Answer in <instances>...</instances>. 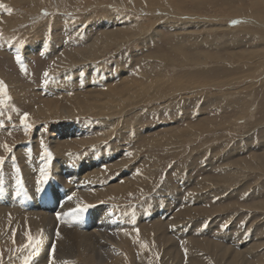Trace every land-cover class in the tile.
I'll return each mask as SVG.
<instances>
[{
	"label": "rangeland",
	"instance_id": "374dc122",
	"mask_svg": "<svg viewBox=\"0 0 264 264\" xmlns=\"http://www.w3.org/2000/svg\"><path fill=\"white\" fill-rule=\"evenodd\" d=\"M9 1H0L3 14L13 22L5 32L8 42L4 40L1 48L5 52L0 55V205L19 211H0V264H31V255L37 254L33 245L38 239L32 230L20 226L19 215L28 217L27 212H35L33 202L39 208L47 207L56 191L63 196L53 177L57 154L64 148H54L53 134L60 129L72 132V128L81 130L79 140L84 141L77 142L81 148H73V161L64 156L68 164L84 166L91 157L112 160L110 155H126L125 149L131 154L124 164L119 161L122 158L113 157L111 163L116 165L95 184L108 185L143 167L157 180L153 178L154 184L148 185L152 191L144 195L136 191L122 199L113 211L119 221L130 218L134 223L143 211L147 229L161 227L171 232L180 247L186 246L192 228L191 244H203L197 257L191 252L188 257L212 259L209 264H220L217 260L237 264L232 251L238 249L252 264H264V256L249 247L253 240L264 251V74L256 69L257 61L254 64L251 55L264 52V46L251 48L257 39L245 42L247 38L236 29L241 20L229 23L236 30H225L226 19L245 17L248 6L201 0L206 8L196 11L190 0L178 6L179 0H165L159 11L165 20L171 15L165 10L205 20L185 30L196 33L193 38L182 36L186 32L174 30L172 21L162 16L133 13L144 10L133 7V0H46L36 12L26 10L30 2ZM142 29H155L153 39L141 41ZM192 43L195 49L186 52L188 58L196 59L191 65L171 53L178 44ZM36 45L38 51L28 59L19 52V48ZM165 59L177 63L172 62V67ZM90 69L97 70L90 73ZM192 71L196 78L191 77ZM136 78L148 86H159L149 89L150 95L156 93L153 100L131 107L132 95L122 92L120 84ZM14 84L21 87L13 91ZM74 96L83 102L77 105ZM122 105L127 112L119 113ZM64 109L72 112L65 114ZM107 117L113 125L101 129L100 122ZM22 160L35 167L32 185L26 183ZM176 207L191 212L179 229L154 225L168 221ZM167 208L171 213L163 215ZM215 243L219 245L217 255L208 249ZM181 253L185 254L183 249ZM148 254L153 264L163 262L151 245Z\"/></svg>",
	"mask_w": 264,
	"mask_h": 264
},
{
	"label": "bare ground",
	"instance_id": "6f19581e",
	"mask_svg": "<svg viewBox=\"0 0 264 264\" xmlns=\"http://www.w3.org/2000/svg\"><path fill=\"white\" fill-rule=\"evenodd\" d=\"M0 1L2 2V4L4 2H10L9 0H0ZM12 1L15 2L16 4L17 2H19V0H12ZM20 1L26 3L30 2V5L26 8V10L35 11V12L41 10L43 8V5L47 2L46 0H20ZM211 1L213 3H218L221 0H211ZM222 2L223 3L243 2L248 6V14L245 17L242 18L240 16H236L226 19L225 30L227 31L236 30V29L240 30L247 38L245 39V42L247 43L250 41H256L257 39L258 42L256 43V45L255 44L252 45L251 48H255L256 46H260V45L264 46V0H222ZM183 3H186V0H179L177 2V6L183 5ZM189 3L196 11L205 10L206 8L205 2L201 0H190ZM2 4L0 5V13H1L0 36L4 37V39L0 41V55H4L3 53L5 52L3 51L5 49L2 50L1 48L3 45L5 46L4 40L8 42V39H5L6 38L5 32L10 30L13 25V22L11 21L12 19H10L7 15L3 14L2 7L4 5ZM131 4L133 5V7H141L142 9H144L143 11L141 10L140 12H138L137 10L133 11V13L135 14L140 13L142 15L146 13V15L147 14L150 15L151 18H157L159 16H162L164 17V21H169V22L172 21L170 23L174 26L173 27L174 30L185 31L189 27L190 28L197 27L199 25H203L205 22V20L196 18V16H193L188 13L174 15V13L167 10L165 11L169 13V15L170 14L171 15H170V20L169 19L165 20V14H161V12H159L160 10L163 11V8H161V6H163V4L165 5V0H133L131 1ZM240 11H238L237 13H239ZM241 12H245V10ZM124 18L126 20H132L131 18H134V16L131 17L124 16ZM236 19L241 20V24L238 26V28L231 29L229 23ZM158 25L160 24H157V26ZM147 30L148 29H142L139 31L142 33L141 41L143 40V42L152 40L153 37L155 36V29H150L148 31ZM185 32L186 33L182 36H192L194 38V35L196 34L192 31L191 32L185 31ZM10 35H12V33ZM168 42H171V40L169 39L167 43ZM41 45L42 44H40L38 50L42 49ZM177 46L179 47L177 51L173 49L171 53L175 55L180 62H185L187 60L188 64L191 65L190 62L196 59L193 60L188 58L186 56L187 55L186 52L189 49L194 50L195 45L192 43V45L190 46L184 44H178ZM37 47L38 46L36 45L29 47L27 49L19 48V52L22 54L24 58L28 59L34 53V51L36 52L38 51ZM251 55L254 58L252 59L253 62L255 60L257 61V65L254 62L256 69H260L261 74L262 73L264 74V52H253ZM5 57L8 58L10 56H5ZM161 58H163L164 61L165 56L160 57V59ZM167 60H168L167 65H171L172 67H174V64L172 62L177 63V61H175L174 59H170V60L165 59V61ZM92 67L96 68V66H92ZM96 70L91 71L90 69V73ZM192 72L193 73L191 77L196 78V73L194 71ZM196 81L197 80H194V82ZM228 82H232V81L229 80ZM148 84H149L148 82L142 83L137 78L132 83H129L128 81L127 82L123 81L120 84L123 85L120 88L122 89V92H127L132 95L131 107L135 105H141L142 103H145L146 101L149 100H153V96L156 93L153 92L150 95L149 89L150 87L156 88L154 86H159V85L154 83L148 86ZM14 85L15 87L13 88V91H15L14 89H17L18 86L21 87V85H17V86L16 84ZM222 85H226V83H222ZM257 90L259 91V89ZM104 93L107 94L108 91L104 90ZM120 94L122 95L123 93ZM73 98L77 105L83 102L82 99L78 96L77 97L74 96ZM125 104L127 105L128 103L126 102ZM84 111L87 110L85 109ZM106 111L111 112L109 113L110 115L114 114L112 112V109H107ZM118 111L119 113L127 112L126 108L123 105L122 108L119 109ZM71 112L72 111L64 109L65 114H69ZM100 115H105V114L100 113ZM109 119L110 118L107 117L106 118L107 121L100 122V125L102 126L101 129H104V127H111L113 125L112 123L109 122ZM80 135H81V130H77L73 128H72V132L69 131L63 132L60 129V130H56L53 134V140L54 143L56 144L54 148L57 145L59 148L60 147L64 148L63 152L57 154L59 155V159L56 160L54 164V177H53L54 182L57 183V185H61L60 190L63 196H61V194H57L56 191L54 192V197L56 200L51 197V200L47 201L48 204L47 207L39 208L37 207V204L33 202L32 209H34L35 212L32 211L27 212L30 214V216L28 217H25L24 215L25 213L23 214L24 216H22L21 214L19 215L20 216L19 221L21 223L20 226L25 228L26 230H32L34 239L35 238L36 240L38 239L37 242H35L36 244L33 245L35 246L37 254L36 255L33 254L35 256H32L30 254L32 258L34 257L31 264H153V261H150L148 256L149 245L152 246V249L158 250L160 254L159 256L162 255L160 248L163 247L164 254L161 256L163 258V262L161 264H209L208 263L209 260L213 263L212 259L203 258L202 256H199L198 258L187 256V254L191 252L194 257H197L196 251L202 248V244H203V243L191 244L192 242L190 238H193L192 228L187 233V236H190V238L188 239L186 246L180 247L178 245V241L173 238L174 235L171 232L167 233L166 231L162 230L161 227L158 229L155 227H151L147 229L145 218L143 217L145 212L143 211L138 212L139 218L138 217L136 218L137 221L134 222L135 224L133 223V220H130V218L129 219L123 218L124 221L122 220L119 221L120 216L117 217L115 215V213L113 212L114 208L117 207V205H119V203L122 201L123 198L125 199L128 198L130 194L133 195L136 191L141 195H144L152 191L153 187L148 188V185H153L154 184L153 182L156 179L154 178L153 175L150 174L149 169L143 167L141 168L140 171L136 170L133 171V173L131 174H127L128 176H124V177L119 176L114 182H111L108 185L100 186L95 184L97 180L101 179L102 176L105 177L104 174L106 175L107 172L110 171V169L116 165L117 162L114 163L113 161V163H111L113 157H115V159L122 158L119 161L122 160L121 162L122 164H124L131 159V154L127 149H125V151H127L126 155H122V154H115L116 156L110 155L112 160H108L106 156H103L100 159H94V158L92 159L91 157L89 158V160L85 161L86 164L84 166H79V165L73 166L71 164H68V162L64 159V156L66 155L68 157L66 158L68 159V161L69 160L73 161L72 155H75L73 152L74 151L73 148H81V145H77V142L84 141L82 139L79 140ZM95 145L96 144H94V146ZM99 146L102 148L101 145ZM156 160L159 161L158 159ZM21 164H22V171L25 174V180L27 185H32L33 181L36 180L35 178L36 173L33 174L35 167L30 168V165L25 164L23 160L21 161ZM169 180H171V177L169 178ZM53 188H55V185H53ZM194 189L196 192L199 191L198 187H195ZM172 196L174 195L172 194ZM41 199L45 200V196H42ZM41 199L39 198L37 201L44 204V201ZM47 199L49 198L47 197ZM59 200L62 201L59 202ZM105 200H109V202L103 203V201ZM183 200L184 198L182 199V201ZM185 203L186 202H184V204ZM167 205L169 204L167 203ZM92 208L95 209L92 211ZM183 209H179L178 207H176L175 208L176 211H173L171 213L169 212L170 208H167L164 211V213L163 212L162 213L163 215L164 214L166 215L167 213L168 214L171 213V215L167 218L168 221L166 222L159 221L158 223H154V225L169 224L170 227L172 228L175 227L176 229H179V225L181 221L186 218V215H189L191 213L187 209L185 210ZM0 211L17 213L19 210L18 211L11 210L7 208L6 205H2V206L0 205ZM117 212L119 213V211ZM159 216L160 215L158 213L156 219H158ZM144 231L148 232V236L144 234ZM168 234H170V237L167 236ZM177 235H179V233ZM149 237H151L152 239ZM226 237L230 238L228 234H226ZM181 238L183 239V236H181ZM222 238H224V235L222 236ZM240 239L241 238L239 239L237 238V241H240ZM249 247H251L257 254L264 256V251H262L261 249L262 248L261 243H253V240H250ZM181 249H183L185 253L184 255L181 253ZM208 249L212 254L217 255V253L219 252L218 251L219 245H216V243L210 246L208 245ZM32 250L34 251V249ZM236 250L238 249H235V251L233 250L232 253L234 258L236 252L235 261L237 264L239 259L241 258H245L243 264H252V262L245 257V253ZM228 251H230V248L228 249ZM166 253H168L169 255ZM20 256H21L20 258H22V255ZM167 256L170 258L166 260L165 257L167 258ZM221 257L224 258V256ZM217 261L218 263L221 264L219 260ZM13 262L14 261H12V263Z\"/></svg>",
	"mask_w": 264,
	"mask_h": 264
},
{
	"label": "snow or ice",
	"instance_id": "6c2138e0",
	"mask_svg": "<svg viewBox=\"0 0 264 264\" xmlns=\"http://www.w3.org/2000/svg\"><path fill=\"white\" fill-rule=\"evenodd\" d=\"M20 59V57H19V55L17 56V60H19ZM45 75H47V73L45 74ZM25 119H27V116H25ZM0 163H2V161H0ZM45 179H46V177H45ZM53 252H54V249H53Z\"/></svg>",
	"mask_w": 264,
	"mask_h": 264
}]
</instances>
